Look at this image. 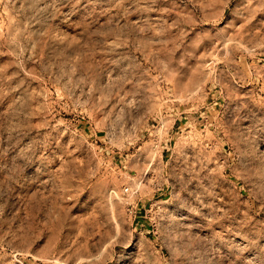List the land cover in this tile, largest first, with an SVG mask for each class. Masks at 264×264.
Segmentation results:
<instances>
[{"label": "rangeland", "instance_id": "1", "mask_svg": "<svg viewBox=\"0 0 264 264\" xmlns=\"http://www.w3.org/2000/svg\"><path fill=\"white\" fill-rule=\"evenodd\" d=\"M0 264H264V0H0Z\"/></svg>", "mask_w": 264, "mask_h": 264}, {"label": "built area", "instance_id": "2", "mask_svg": "<svg viewBox=\"0 0 264 264\" xmlns=\"http://www.w3.org/2000/svg\"><path fill=\"white\" fill-rule=\"evenodd\" d=\"M126 191H128V189H126Z\"/></svg>", "mask_w": 264, "mask_h": 264}]
</instances>
